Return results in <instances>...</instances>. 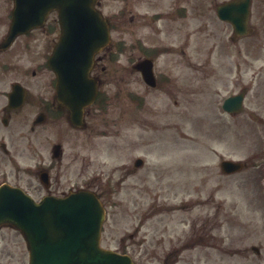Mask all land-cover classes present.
Listing matches in <instances>:
<instances>
[{"label":"rangeland","instance_id":"1","mask_svg":"<svg viewBox=\"0 0 264 264\" xmlns=\"http://www.w3.org/2000/svg\"><path fill=\"white\" fill-rule=\"evenodd\" d=\"M109 4L120 30L113 31L108 57H119L121 36L131 47L127 56H139L136 28L121 34V3ZM169 7L170 0H158L156 8L145 5L142 12ZM131 8L136 13V0ZM204 22L201 33L198 21L177 32L170 18L144 28L148 43L167 46L158 55V69H167L173 84L165 91L146 89L136 75L122 71L120 97L118 77L110 76L106 117L94 118L98 126L91 138L85 132L76 136L79 183L93 177L97 189L109 182L115 187L108 192L111 201L122 204L116 210L121 226L104 244L117 249L120 238L139 228L137 243L144 240L147 247L133 255L136 264H264V0L254 2V33L234 44L231 28L218 20L208 0ZM4 33L0 29V39ZM204 63L212 69L204 68L206 77L199 70ZM244 89L245 110L226 114L223 99ZM127 91L140 92L146 103L137 106ZM137 158L144 161L140 169L134 167ZM224 159L247 168L226 175Z\"/></svg>","mask_w":264,"mask_h":264},{"label":"flooded vegetation","instance_id":"2","mask_svg":"<svg viewBox=\"0 0 264 264\" xmlns=\"http://www.w3.org/2000/svg\"><path fill=\"white\" fill-rule=\"evenodd\" d=\"M119 1L121 34L133 25L136 28L135 50L137 53L142 51V56L146 57L125 58L126 61L122 66L121 57L117 59L108 57L109 48L96 57L92 75L100 84L98 101L102 103L105 101V96L101 97V94L107 76L118 77L121 94V72L137 74L141 79L142 74L134 65L143 59L149 58L154 62L153 70L157 83L154 90L164 91L171 85V74L167 69H158L156 58L152 55V43H148V38L142 36V30L153 27L158 16L170 18L177 25L179 32L189 28L190 14L199 23L197 33H201L205 28L201 18L205 15L206 0H170L168 10L144 13L142 8L145 5L156 8L158 0H136V13H133L131 8L133 0ZM230 1L233 0H213L215 13L219 7ZM0 2L4 7V10H0V29L5 32L0 39L1 45L9 31L14 2L13 0H0ZM109 2L110 0H98L96 7L107 18L110 27H113L110 21ZM59 15L58 11L51 12L44 27L19 36L9 48H0V187L9 184L37 199L48 195L63 196L78 188L77 178L74 175L76 171H73L77 162L75 138L78 129L70 125L68 111L58 104L55 77L47 68V59L61 33ZM116 25L120 29V23L116 22ZM51 33H53L52 38L45 40L44 35ZM188 40L189 37L185 39L184 48ZM121 43L122 53L129 47L126 44L127 38L121 36L120 48ZM145 44L148 48L144 46ZM36 46H40L39 52H35ZM130 61H135V64ZM129 65L130 68L127 69ZM184 65L188 73L189 61H185ZM205 67L210 68L209 73L212 72L210 63L202 64L199 70L203 77L208 75ZM231 70L233 68L229 69V73ZM188 81L189 78L186 82L187 95ZM92 108L86 109L85 112L86 129L91 132L94 129ZM60 129L64 132H57ZM53 134L56 136L51 141L50 137ZM43 173H48L46 179L48 185L41 180ZM105 233L106 228L103 232L104 237ZM137 235L138 231L137 234L129 235L128 239L123 238L122 244L120 239L118 249L130 251L135 245ZM143 246L144 242H142ZM29 256V247L23 234L10 226L1 227L0 264H29Z\"/></svg>","mask_w":264,"mask_h":264},{"label":"water","instance_id":"3","mask_svg":"<svg viewBox=\"0 0 264 264\" xmlns=\"http://www.w3.org/2000/svg\"><path fill=\"white\" fill-rule=\"evenodd\" d=\"M50 2L16 0L8 42L40 24ZM71 2L75 16L67 19L65 32L49 64L58 75L59 100L75 118L96 97L97 86L90 73L95 54L108 44L110 36L105 20L94 8V0ZM249 5L248 1L232 4L219 12L222 19L233 23L237 35L250 31ZM65 19L62 17V24ZM230 106L240 112L242 96L227 100L225 107L229 109ZM222 167L227 173L242 168L241 164L229 161L223 162ZM103 220V207L89 191L41 203L26 198L16 206L0 198V225L10 224L24 232L30 243V264H133L129 256L100 247Z\"/></svg>","mask_w":264,"mask_h":264}]
</instances>
